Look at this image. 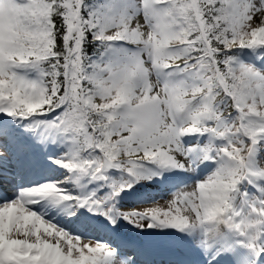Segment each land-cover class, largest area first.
Wrapping results in <instances>:
<instances>
[{
	"label": "snow or ice",
	"instance_id": "obj_1",
	"mask_svg": "<svg viewBox=\"0 0 264 264\" xmlns=\"http://www.w3.org/2000/svg\"><path fill=\"white\" fill-rule=\"evenodd\" d=\"M0 264H264V0H0Z\"/></svg>",
	"mask_w": 264,
	"mask_h": 264
},
{
	"label": "rangeland",
	"instance_id": "obj_2",
	"mask_svg": "<svg viewBox=\"0 0 264 264\" xmlns=\"http://www.w3.org/2000/svg\"><path fill=\"white\" fill-rule=\"evenodd\" d=\"M138 195H139V194L137 193V194H134V195H132V196L127 197V198L124 200V203H125L126 205L134 204Z\"/></svg>",
	"mask_w": 264,
	"mask_h": 264
}]
</instances>
